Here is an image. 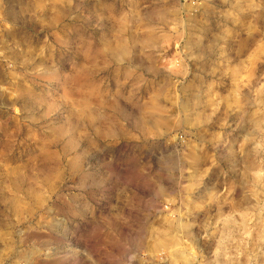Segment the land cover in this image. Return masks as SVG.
<instances>
[{
    "label": "clouds",
    "instance_id": "1",
    "mask_svg": "<svg viewBox=\"0 0 264 264\" xmlns=\"http://www.w3.org/2000/svg\"><path fill=\"white\" fill-rule=\"evenodd\" d=\"M0 264H264V0H0Z\"/></svg>",
    "mask_w": 264,
    "mask_h": 264
}]
</instances>
